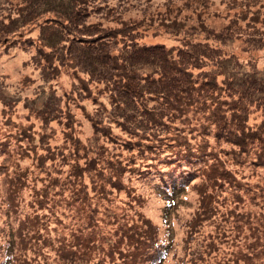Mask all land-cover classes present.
Returning a JSON list of instances; mask_svg holds the SVG:
<instances>
[{
    "label": "trees",
    "instance_id": "16d2710c",
    "mask_svg": "<svg viewBox=\"0 0 264 264\" xmlns=\"http://www.w3.org/2000/svg\"><path fill=\"white\" fill-rule=\"evenodd\" d=\"M229 1L163 0L124 17L150 0H0L2 53L32 45L20 84L41 78L24 112L0 77V264H264V75L227 73L242 62L222 46L238 20L243 41L263 43L251 9L262 2H242L241 17ZM62 73L92 108L57 84ZM182 187L192 198L175 237L147 211Z\"/></svg>",
    "mask_w": 264,
    "mask_h": 264
},
{
    "label": "rangeland",
    "instance_id": "374dc122",
    "mask_svg": "<svg viewBox=\"0 0 264 264\" xmlns=\"http://www.w3.org/2000/svg\"><path fill=\"white\" fill-rule=\"evenodd\" d=\"M244 1H246L247 3V1L249 0H235V1L230 0L228 3H226L228 5L226 7V10L231 13H239V15L243 17L244 13L245 14L247 13L245 7L242 6V2ZM260 1L262 3L259 4L258 7H257L258 4L251 5V9H253V11L257 10V16L255 17L256 19L257 18L264 19V0H260ZM162 2L163 0H150L149 4H146L147 6L145 4H144L145 6L138 5L137 9L136 10L134 9L135 12H133L132 9L131 10L129 9L126 13L123 14V16L126 17L127 15H135L136 12L137 14H141L145 10L156 9L161 5ZM253 11L250 12V15H253L252 17H254L255 15V12ZM222 20L223 19H221L219 24H222L223 22ZM261 22L263 23V21H260V23ZM260 23H258L259 26H261ZM27 27H30L29 34H31L34 37H36L40 32L39 25L36 22L27 25ZM245 28L247 29V27L245 26V22L243 20H238L235 26V30L237 32L231 33L230 38L225 42V45L222 44V46H224L225 49L235 53L238 56L239 62H242L240 63L241 66H239L238 69H235L234 72L231 71L234 65L230 66L229 70H227L226 72L232 75L233 73L234 74L237 73L236 71L239 70H246V72H248V71H252L253 69L255 72H257L258 75H264V40L263 43H260L259 45L256 46L255 44L257 42H255L254 39L252 40V38L248 41L245 40L248 43L243 41L242 35H238V33L239 30H244ZM23 46L24 45H17V47L16 46L12 47L8 51V53H2L3 51L5 52L6 50H4V47L0 46V52H1L0 77L3 76L4 77L3 80L6 83L10 84V86L6 87L8 94L12 95L14 91L19 92L18 94L20 96V101H19L20 104L17 106V108L19 110L23 109L24 112H26L25 108L22 106L23 98L25 97L24 95L27 96V100H31L30 98H37L38 95H40L39 92L40 90L36 86H37V82L41 81V78L39 76V73L35 71L32 72L33 74L30 75L32 78L35 79L33 80L34 83L31 81L26 85L29 86V88H25L26 86L20 84L21 78H23L25 74L26 76L29 75L31 72V69H29L27 66H24L22 64V61L29 58V56L32 55V53H34L35 51L34 47L30 44L26 45V49H23ZM59 77H60L58 79L59 82L57 83L59 86H61L63 89H66L67 93H70L72 95L71 96L72 98L75 97V99H77V101H79L80 104L85 107V109L92 108L93 104L91 103V98H86L88 97L87 95L88 93L86 91H81L82 89L80 88L79 82L76 79L65 73H62ZM52 86L55 87V84L53 83ZM34 88L36 89L33 90ZM46 88L48 87L46 86ZM58 94L62 96L61 99H62L63 111L66 108L70 112V114L74 116L75 119L77 118L76 124L78 125L76 126L77 129L76 136L81 138L83 142L86 141V139H90L92 135V128L87 122V119L83 114V110L79 106H76L74 99H70L71 97H68L65 94L64 96L60 94L59 89H58ZM64 117L65 119H67L65 115ZM66 121L67 120H64L63 118V121L59 122L62 128L64 127L63 124ZM59 123L57 122L53 123L52 129L57 128ZM27 176L28 179L31 178L30 173H27ZM181 190L182 191L179 192L176 191L173 193L175 198L171 199L173 202L171 203L170 211H168L167 213H165L167 211L166 204L171 200H169L167 196H165V193H163L164 197L162 195L158 197L153 196L151 200V204L147 211V213L152 214V216L157 221L163 223L164 226L163 231L171 232V234L175 237H178L180 235V230L178 229V221H177L178 217H182L184 215V211L188 210V207L190 205L189 198H192V191H190L188 187H184V189L182 187Z\"/></svg>",
    "mask_w": 264,
    "mask_h": 264
}]
</instances>
